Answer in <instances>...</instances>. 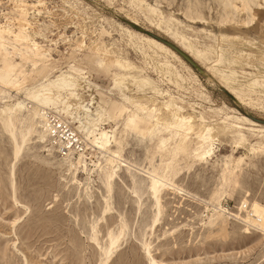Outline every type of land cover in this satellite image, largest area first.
<instances>
[{
    "label": "rangeland",
    "instance_id": "obj_1",
    "mask_svg": "<svg viewBox=\"0 0 264 264\" xmlns=\"http://www.w3.org/2000/svg\"><path fill=\"white\" fill-rule=\"evenodd\" d=\"M41 1L26 18L34 33L28 30L24 38L46 54L32 57V47L8 39L5 46L11 70L6 93L0 85V122L10 105L19 121L13 120L16 141L21 129H31L15 156L13 139L0 126V264H264V83L257 81L253 93H235L217 81L209 86L204 74L135 29L174 46L185 38L210 59L221 33L238 34L247 47L254 43L264 51V34L257 31L264 0ZM16 17L3 1L0 23ZM83 35L84 50L77 47ZM95 41L127 69L100 66L89 50ZM176 47L186 53L187 43ZM190 58L200 69L208 65ZM241 70L247 78L256 73ZM61 73L82 84L67 109L70 117L61 101L71 90L54 84ZM119 75L130 78L114 83ZM49 83L59 97L37 110L43 122L26 97ZM151 96L158 98L156 110L165 102L179 113L194 110L198 124L214 126L212 154L199 158L206 140L194 134L198 129L154 127L152 113L137 107L147 106ZM91 98L102 118L87 114V123L97 121L87 140L75 112L88 109ZM102 134L105 154L99 151ZM67 146L73 147L70 156ZM105 173L111 175L108 186ZM164 175H172L168 184L148 191L152 177ZM116 234L106 259L109 235Z\"/></svg>",
    "mask_w": 264,
    "mask_h": 264
},
{
    "label": "bare ground",
    "instance_id": "obj_2",
    "mask_svg": "<svg viewBox=\"0 0 264 264\" xmlns=\"http://www.w3.org/2000/svg\"><path fill=\"white\" fill-rule=\"evenodd\" d=\"M3 1H6L10 5V9L17 15L16 18H13L10 20L5 19L4 22L0 23V77L2 79L0 81V85H1V90L3 91L1 93H6V80H5L6 79V72H9L11 70L9 68V64H8V61H9L8 53H6V47H5L6 46V40L8 39L13 43H20L23 45H25V44L29 45L30 47H32V49H31V53L33 52L32 57H38L41 54H46V52L41 47H38L36 44H29V41H27L26 38H24L25 34H29L28 30H32L31 32L34 33V30L31 27V24L26 22V18L33 11H36L40 5H42V1L37 0L36 3H29L28 0H0V5L3 4ZM120 14H122V13L120 12ZM125 17L126 16H123V18H125ZM128 17H129V15H128ZM186 19H187V17H186ZM126 21L129 22L130 24L134 25L135 27L138 26L136 20H134V19L128 18V20H126ZM8 25L10 28H8ZM79 29L81 31L84 30L85 25L83 23L79 24ZM257 29H258L257 30L258 32L264 34V23L261 25H258ZM146 32H147V30H146ZM183 40L186 41V43H187V49L185 52L188 55H190V57H192L194 60L205 61L208 64V65H204L203 67H201L200 70L202 71L201 74L205 75L206 82L209 84V86L210 85L215 86L216 84L214 85V81H217L218 83L224 85L225 87L229 88L231 91H233L235 93H240V92H252L253 93L256 90H258L259 85H258L257 81H261L262 83H264V74L258 73V70L260 68H264V55L260 54V52L262 50L254 43H252L251 46L247 47L246 46V44H247L246 40L242 36L235 34V33H221V34H219L214 40V44H215V48H216L214 51V54L216 56L215 59H210L204 53H201L198 50H196L194 48L193 44L185 38L181 37L178 40H174L175 45L178 46L180 41H183ZM157 42H159V41H157ZM159 43H161V42H159ZM163 45L164 44H162V43L158 44V46L160 47L161 50L164 49L167 52L171 53V51H169L167 49L169 47L164 45L167 47L166 48ZM77 47H79L80 49H83V50L86 48L85 47V41H84V35L81 37V40L77 44ZM89 50H90L91 54L96 59L99 60L100 66L101 65H114V66L120 67L123 70L127 69L124 62L119 57L114 55L108 46H102L97 41H95L91 45V48ZM170 50H172V49H170ZM16 51H17V49L13 48L12 53L15 54ZM262 52H264V51H262ZM181 59L184 62H186L183 58H181ZM183 61H180V62H181V64L185 65V63ZM258 64H260V65H258ZM160 66L162 68H164L165 64H162ZM243 67H253L255 69L256 73L247 78V77H245V72L243 70H241ZM232 68H237L240 70L237 71V70H233ZM69 74L61 73L60 75L56 76L55 82H54V84L59 83V84H63L65 86H68L71 90V93H69V95L67 97H65L63 99V101H61L62 102L61 110H62V112H66V115H68V117L71 116V113L69 111H67V109L71 103H75L74 99L76 96V91H79L81 89V86H82V84H80L79 81L77 79H75L73 75H71L72 73H69ZM118 78H123V79L126 78L125 80H127L130 77H123V76L119 75V76L113 78V82L114 83L120 82L118 80ZM54 84L49 83L46 86H44L43 89H41V91L36 92V93H31V94L27 95V97H26V99L28 101H30L34 106L33 111H32L33 112L32 115L37 116V118L41 119V121H43V122L44 121L46 122L45 116L44 115L40 116L37 113L38 112L37 110H39V108H41L44 111V109H46V107H47L48 102L55 101L59 97L57 92H55V91L53 92ZM39 97H40V99H38ZM156 99H158V98H156V96H151V97L147 98V106L144 107L142 104L140 106H139V104L137 105L139 110H145L146 113H152V122L154 123L153 126L156 127L158 125V126L164 127L165 129H176V131H177V130H180L181 126L185 125V130L188 132H193L195 129H198L197 132L194 134H198L202 139L206 140V144L203 143L199 147V149H200V152H199L200 157L199 158L205 159L206 157L211 155L212 154L211 150H212L213 145L215 143V135H214L215 127L209 126V125L198 124L197 122L200 119V117L198 116V114L194 110H189V111H184L182 113H179L176 110H174L173 108L169 107L165 102L159 103V108H158V110H156L155 109ZM236 102H238V101L236 100ZM95 105L96 104L94 103V100L91 98L90 104H89V108L91 107V109L81 108L75 112L76 118H77V125L80 126V127L78 126L79 130L80 131L86 130L85 132H86L87 140L90 138V135L93 136L97 132V124L96 123L98 120H100L102 118V114L97 113L96 108L94 107ZM9 106H5L4 109L2 110L4 112V119L1 120L0 126H3L2 128H4L5 131H7L9 133V135L11 136L10 138L13 139L14 154L16 156V155H18V153L20 151V143L22 142V138H24L26 136V133H27L26 131H29V129H31L30 128L31 126L24 127V129H21V130L19 129L20 131L19 132L17 131V132H18V139L20 140V142L16 141L17 139L13 135L12 129L15 126L13 124V122L17 121L16 120L17 116L14 115L17 110L12 108L13 106L12 107H9ZM92 108H93V110H92ZM88 113L97 117V121L91 120V123H87L86 117H87ZM17 122L19 123V121H17ZM230 127L233 128L234 126H230ZM18 128H21V127H18ZM49 130L50 129H47V127L45 126L44 132L47 133ZM79 130H76L75 133L79 134L80 133ZM151 130H152V126H150L148 128V132L151 133ZM47 134L49 136H51L52 132H49ZM78 137L81 139V135ZM102 137H103V147L99 151H100V153L105 154L108 152L106 134H102ZM179 137H181V136H179ZM190 137H192V136H190ZM43 138H45V137H43ZM91 144H92V142H91ZM72 148L73 147H68L66 149L65 155L70 156L72 153V151H71ZM182 149H184V148L182 147ZM179 152H180V150H179ZM79 157H80V155H79ZM112 157L114 160L120 161L115 152H114ZM77 164L80 165V162L78 161ZM114 165H116V164H114ZM84 167H85V165H83V168ZM84 170H85V168H84ZM111 173H112V171H111ZM113 174H116V172H114ZM102 175H104V174H102ZM110 176L111 175H108L107 173H105V175H104V177H105L104 182L106 183L107 186L111 182ZM171 176L170 175H167V176L164 175V176H158V177H156V176L152 177L151 176L152 181H151V183H148V185H147L148 191L151 189L150 191H152V193H154V194L159 192V190L164 185L168 184L167 182L169 181V178ZM145 184H147V183H145ZM107 192H109V189H107ZM137 210H138V208H137ZM109 237H110L109 238V245L105 248V250L103 249L105 251L104 255H105L106 259H108L110 247L112 245H114V248H115L117 240L119 239L120 235L116 234L115 237L113 235H109Z\"/></svg>",
    "mask_w": 264,
    "mask_h": 264
},
{
    "label": "water",
    "instance_id": "obj_3",
    "mask_svg": "<svg viewBox=\"0 0 264 264\" xmlns=\"http://www.w3.org/2000/svg\"><path fill=\"white\" fill-rule=\"evenodd\" d=\"M139 31H141L142 33L152 37L153 39L161 42L162 44L166 45L167 47H169L170 49H172L174 52H176L181 58H183L188 64L189 66L194 69L197 73H201L202 71L200 70V68L198 67V65L190 58L188 57L184 52H182L180 49H178L176 46H174L173 44H171L169 41L161 38L158 35H155L151 32H146L145 30H141L139 28H135Z\"/></svg>",
    "mask_w": 264,
    "mask_h": 264
}]
</instances>
